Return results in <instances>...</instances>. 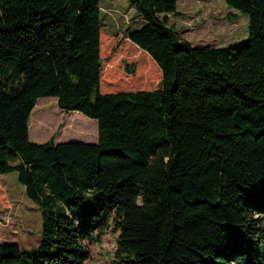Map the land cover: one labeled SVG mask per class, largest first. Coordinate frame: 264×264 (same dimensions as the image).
Segmentation results:
<instances>
[{"label":"trees","instance_id":"obj_1","mask_svg":"<svg viewBox=\"0 0 264 264\" xmlns=\"http://www.w3.org/2000/svg\"><path fill=\"white\" fill-rule=\"evenodd\" d=\"M224 1L249 18L240 45L194 46L170 24L177 0H129L144 20L129 54L149 69L103 93L118 72L100 0H0V175L42 217L36 247L0 239V264H85L111 219L109 264H264V0ZM40 97L96 119L97 143L31 140Z\"/></svg>","mask_w":264,"mask_h":264},{"label":"rangeland","instance_id":"obj_2","mask_svg":"<svg viewBox=\"0 0 264 264\" xmlns=\"http://www.w3.org/2000/svg\"><path fill=\"white\" fill-rule=\"evenodd\" d=\"M102 22V54L106 65L112 62L117 68V88L114 91L102 89L103 93L130 90L131 83L142 79L147 71L144 55L132 58L130 46L134 43L127 41V34L139 29L143 25V18L133 8L129 0H100ZM177 9L182 16L169 14L170 24L179 32L180 36L190 41L194 46L215 47L242 44L249 38V18L228 6L224 0H177ZM236 14L230 19V14ZM162 16V15H161ZM111 37L112 41H109ZM125 40V41H124ZM127 63H135V75L126 71ZM158 70V68H157ZM160 77V76H159ZM159 78L156 79L157 85ZM154 88H151V90ZM77 111H66L58 107L57 98L40 97L30 118V138L35 142H45L53 139L55 142L84 141V135L67 126L72 116H82L91 121L90 130L94 136L98 131L96 119L88 118ZM50 113L57 115L50 118ZM84 122L82 119L79 123ZM86 142V141H85ZM91 142V141H88ZM0 186L4 200L0 198V232L7 231V239L1 242H18L23 248L36 247L40 242V228L42 223L41 209L25 195L24 186L17 180V173L11 172L0 176ZM94 210V207H91ZM112 219L109 224L95 235L100 234L98 241L86 239L85 243L90 256L85 264H109L116 248L119 231L113 228Z\"/></svg>","mask_w":264,"mask_h":264},{"label":"crops","instance_id":"obj_3","mask_svg":"<svg viewBox=\"0 0 264 264\" xmlns=\"http://www.w3.org/2000/svg\"><path fill=\"white\" fill-rule=\"evenodd\" d=\"M100 8L102 9V6H101V1H100ZM134 8V7H133ZM143 24H144V22H143ZM84 141H81V142H87V143H97V141H98V131L96 132V135L94 136V135H89V136H84ZM88 141H91V142H88ZM58 143V142H57ZM1 177L2 176H4V175H0ZM7 231L6 230H4V233H3V237H1V239L3 238V239H7ZM0 236H2V233L0 232ZM2 239V240H3ZM1 240V241H2ZM12 242H15V241H12Z\"/></svg>","mask_w":264,"mask_h":264}]
</instances>
